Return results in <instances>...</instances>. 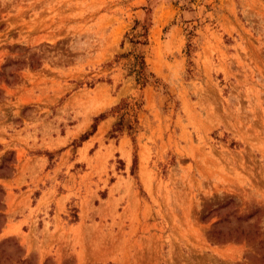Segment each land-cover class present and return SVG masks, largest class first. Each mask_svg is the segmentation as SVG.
<instances>
[{
	"label": "rangeland",
	"instance_id": "1",
	"mask_svg": "<svg viewBox=\"0 0 264 264\" xmlns=\"http://www.w3.org/2000/svg\"><path fill=\"white\" fill-rule=\"evenodd\" d=\"M0 264H264V0H0Z\"/></svg>",
	"mask_w": 264,
	"mask_h": 264
},
{
	"label": "trees",
	"instance_id": "2",
	"mask_svg": "<svg viewBox=\"0 0 264 264\" xmlns=\"http://www.w3.org/2000/svg\"><path fill=\"white\" fill-rule=\"evenodd\" d=\"M136 36V35H135ZM132 44L140 43L137 39H129ZM143 43V42H141ZM146 64L144 61L143 55H135V60L132 63L131 72L135 73L137 81H141L142 83H146L148 81V75L151 73H147L146 70ZM125 126V123L122 119H119V121L114 125L113 131H120ZM131 128L130 126H128Z\"/></svg>",
	"mask_w": 264,
	"mask_h": 264
}]
</instances>
